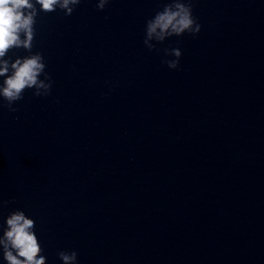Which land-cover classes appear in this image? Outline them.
Listing matches in <instances>:
<instances>
[{
    "label": "water",
    "instance_id": "1",
    "mask_svg": "<svg viewBox=\"0 0 264 264\" xmlns=\"http://www.w3.org/2000/svg\"><path fill=\"white\" fill-rule=\"evenodd\" d=\"M166 2L37 17L55 87L0 108V223L35 219L47 264H264V0H194L176 70L143 45Z\"/></svg>",
    "mask_w": 264,
    "mask_h": 264
},
{
    "label": "clouds",
    "instance_id": "2",
    "mask_svg": "<svg viewBox=\"0 0 264 264\" xmlns=\"http://www.w3.org/2000/svg\"><path fill=\"white\" fill-rule=\"evenodd\" d=\"M84 0H0V108L16 112L13 106L26 92L36 98L52 95L55 81L48 72L44 55L33 51L37 17L43 13H58L71 18ZM111 0H96V9L104 11ZM202 30L194 15V0H168L145 22L143 45L149 51L162 53L161 63L170 70L180 66L179 46L158 48L165 41L185 35L196 37ZM26 55H10L15 50ZM59 103V101H57ZM8 201H0L7 207ZM13 203H18L14 201ZM61 264H80L76 250H60ZM0 264H47L44 246L38 235V225L24 211L5 216L0 223Z\"/></svg>",
    "mask_w": 264,
    "mask_h": 264
}]
</instances>
